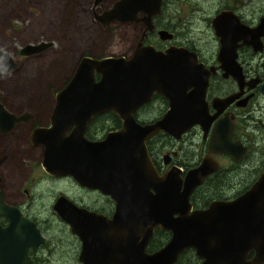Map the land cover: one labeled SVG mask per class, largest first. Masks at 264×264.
Instances as JSON below:
<instances>
[{"label":"water","instance_id":"obj_1","mask_svg":"<svg viewBox=\"0 0 264 264\" xmlns=\"http://www.w3.org/2000/svg\"><path fill=\"white\" fill-rule=\"evenodd\" d=\"M160 5L161 0H118L97 18L106 27L114 20L143 21L146 30H153L152 17L160 13ZM140 12L142 18L137 16ZM211 24L220 38V67L241 79L236 43L259 38L264 34V21L249 28L232 12L222 10L211 18ZM159 35L163 40L172 38L166 30H160ZM50 45L47 41L29 43L20 54L38 53ZM14 67L11 55L0 50V76ZM207 80L208 72L194 51L174 45L162 51L139 44L130 59L82 57L72 79L56 93L51 127L40 129L45 144L43 167L55 176L71 174L116 202L113 216L107 218L78 208L63 196L58 198L55 209L82 240V264H175L180 253L189 248L200 259L197 264H264V174L234 200L213 201L210 208L192 210L188 197L211 171L209 162L204 160L199 168L189 171L182 189L174 171L158 175L147 155L146 140L160 130L178 137L196 123L209 124L204 100ZM261 89L264 91V84ZM154 93L168 99L170 108L155 123L141 125L134 112ZM227 100L214 101L218 106ZM1 110L0 126L11 116ZM106 111L119 116L121 129L108 132L101 141H88L84 137L88 121ZM71 126L72 134L65 138ZM232 127L226 117L215 123L212 152L229 153L238 161L244 148L232 142ZM216 169L218 162L212 159V172ZM3 210L10 223L0 226V264H27V247L43 237L16 209ZM156 225L170 236L148 252L146 246Z\"/></svg>","mask_w":264,"mask_h":264},{"label":"flooded vegetation","instance_id":"obj_2","mask_svg":"<svg viewBox=\"0 0 264 264\" xmlns=\"http://www.w3.org/2000/svg\"><path fill=\"white\" fill-rule=\"evenodd\" d=\"M2 1L7 4L11 0ZM19 1L23 6L22 15H20V20L24 24L20 29H23L26 23H30L37 11H40V7L39 2L34 0ZM65 1H67V5H71L77 0ZM116 1L118 0L113 1L109 7L105 8L103 0H93L91 5L93 18L105 30H110L118 24L130 25L138 32V35L128 51L120 55L107 56H121L130 59L139 44L141 47L151 46L162 51L174 45L161 46L157 41L167 42L173 41L175 38V34L169 31L162 21L159 22L164 18L163 12L169 0H161L160 13L152 17L153 30H146V24L143 21L120 22L114 20L107 27L104 26L97 16L109 9ZM222 10L232 12V15L237 17L241 24L249 28L256 27L261 20L264 21V0H261V3L260 0H245L244 3L234 1V4H227L213 17ZM137 16L142 18L144 14L140 12ZM160 30L170 32L172 38L163 40L159 35ZM213 31L215 45L213 49L211 47L208 58L194 46L174 45L194 51L197 54L198 63H201L204 71L208 72L204 100L207 115L210 118L209 124L205 126L196 123L178 137L160 130L145 142L148 158L158 175L174 171L181 181L182 189L188 172L199 168L204 160L209 162L211 171L188 197V203L192 210L210 208L213 201L234 200L248 191L264 174V91L261 89L264 84V34L260 35L259 38L252 37L251 43L242 40L236 43L235 61L240 67L242 75L241 79H235L233 74L220 67L222 64L218 60V53L221 43L214 28ZM39 42L41 41L25 42L14 54L5 51L0 43V50L3 53H9L16 63V54L20 55L22 59L28 60L39 57L54 47V42L50 41L52 45L41 52L31 55L20 54V49L25 45ZM85 56L102 58L106 55L99 57L83 54L77 61L75 69L82 57ZM75 69L66 84L72 79ZM236 71L234 70V73H237ZM99 78L100 75L96 74L95 79L99 80ZM56 93H53L50 98L47 95L45 99H38L36 103L34 101L37 98H34V101L32 98L27 99L30 103L27 105H22L24 100L16 103L15 97L5 99L3 95H0V113H2L1 108H4L11 115L9 117H14L13 120L7 117L0 126V226L6 227L10 223V217L3 208H14L21 217L27 218L39 229L43 240L36 245L29 244L26 249V255L29 258L27 264H51L49 255L54 247L48 248V246L54 245V242L46 222L50 218L65 226L68 237L62 239L63 245H67L64 251L72 250L70 254L73 256L74 264H82L79 260L82 240L78 233L72 230L70 222L62 219L55 209L56 202L61 196L78 208L103 214L107 218H111L116 210V202L111 196L102 193L97 188L80 183L71 174L55 176L48 173L43 167L45 144L42 142L44 134H41L43 132L40 129L44 131L51 127V117L57 105ZM217 99L229 100L220 102V105L217 106L216 101H214ZM15 105L18 106L12 107ZM150 106H155L152 109H155L158 114L148 119L144 117V112ZM169 108V100L161 94L154 93L149 101L136 109L134 119L141 125L153 124L160 120ZM217 112L219 114L215 115ZM223 117L228 118L233 124L232 142H239L244 148V152L238 161L233 160L229 153L216 154L212 152V130L215 123ZM106 122L111 123L107 128H105ZM251 124H259V134H253L258 133V131L252 130ZM121 127L122 121L119 116L113 111H106L91 117L86 125L84 137L92 142L101 141L108 132L119 130ZM72 130L73 126L65 131L64 137H69ZM100 130L101 134L99 133ZM223 158L226 159L225 163L221 160ZM212 159L218 162V169L213 172ZM42 183L45 185L43 188L46 190L44 191L40 188ZM56 186L57 188H55ZM89 194L94 199L87 202ZM263 195L264 192L261 196L263 197ZM99 199L102 203L99 202ZM42 208H47L48 212L41 213ZM157 230L168 232L170 236L169 231L156 225L146 246L148 252L157 249L150 248ZM251 254H253L252 251ZM54 264H71V262L67 257L66 261Z\"/></svg>","mask_w":264,"mask_h":264},{"label":"rangeland","instance_id":"obj_3","mask_svg":"<svg viewBox=\"0 0 264 264\" xmlns=\"http://www.w3.org/2000/svg\"><path fill=\"white\" fill-rule=\"evenodd\" d=\"M34 1L39 2L40 11L31 18L29 24L26 23V26L20 29L24 25L20 20L22 3L19 0H11L6 4L0 0V43L5 51L14 54L25 42L43 40L54 42V47L39 57L25 60L16 54L14 70L1 75L0 95L5 99L15 97L16 103L24 100L22 105H27L30 104L27 101L30 98L33 101L37 98L34 103L38 99L47 98V95L50 98L66 85L83 54L99 57L120 55L128 51L137 38L138 32L130 25L118 24L110 30H105L97 24L91 11L93 0H77L71 5H67L65 0ZM113 1L115 0H103L104 7H109ZM234 1L245 2V0H169L163 12L164 18L161 16L163 19L159 22L162 21L164 26L175 34V38L167 42L157 40L158 43L161 46L170 44L194 46L208 58L211 47L213 49L215 45L211 18L227 4H234ZM152 108L155 106L145 109L144 117L149 119L158 114ZM110 124L106 122L105 128ZM250 128L258 131L259 124H251ZM99 133L101 134V130ZM253 134L257 135L259 131ZM221 160L223 163L226 162L224 158ZM44 186L42 183L40 187L43 191L46 190ZM93 199L94 197L89 194L86 201ZM99 202L102 203L101 199ZM46 212L47 208H42L41 213ZM46 222L55 245L48 246L54 247L49 255L50 263L66 261L69 257L71 264H74L73 256L70 254L72 250L64 251L67 245H63L62 239L68 237L67 229L53 218ZM193 253L185 256L180 264H189L186 260L191 258Z\"/></svg>","mask_w":264,"mask_h":264},{"label":"trees","instance_id":"obj_4","mask_svg":"<svg viewBox=\"0 0 264 264\" xmlns=\"http://www.w3.org/2000/svg\"><path fill=\"white\" fill-rule=\"evenodd\" d=\"M169 237V233L162 231V230H157L155 232V235L152 239V244L150 245L151 249L158 248L160 245H162L165 240ZM194 250L192 248L184 250L182 253H180L177 261L175 264H180L181 261L184 260L185 256H188L189 254H192ZM186 261L189 262V264H196L199 262V258L193 253L191 258H188Z\"/></svg>","mask_w":264,"mask_h":264}]
</instances>
